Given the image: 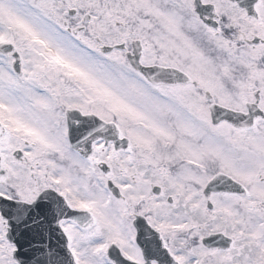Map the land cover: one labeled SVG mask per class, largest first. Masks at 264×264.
Segmentation results:
<instances>
[{"label": "snow or ice", "instance_id": "obj_1", "mask_svg": "<svg viewBox=\"0 0 264 264\" xmlns=\"http://www.w3.org/2000/svg\"><path fill=\"white\" fill-rule=\"evenodd\" d=\"M0 264H264V0H0Z\"/></svg>", "mask_w": 264, "mask_h": 264}]
</instances>
